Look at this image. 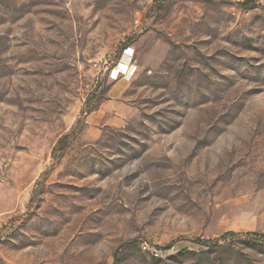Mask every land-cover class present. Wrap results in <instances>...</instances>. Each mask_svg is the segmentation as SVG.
Instances as JSON below:
<instances>
[{"label": "rangeland", "instance_id": "374dc122", "mask_svg": "<svg viewBox=\"0 0 264 264\" xmlns=\"http://www.w3.org/2000/svg\"><path fill=\"white\" fill-rule=\"evenodd\" d=\"M116 258L264 264V0H0V264Z\"/></svg>", "mask_w": 264, "mask_h": 264}, {"label": "built area", "instance_id": "2783aa9c", "mask_svg": "<svg viewBox=\"0 0 264 264\" xmlns=\"http://www.w3.org/2000/svg\"><path fill=\"white\" fill-rule=\"evenodd\" d=\"M135 50L132 47H127L124 50L122 59L111 69L110 77L114 80L123 76H127L130 69L134 65Z\"/></svg>", "mask_w": 264, "mask_h": 264}, {"label": "trees", "instance_id": "16d2710c", "mask_svg": "<svg viewBox=\"0 0 264 264\" xmlns=\"http://www.w3.org/2000/svg\"><path fill=\"white\" fill-rule=\"evenodd\" d=\"M247 3L248 2L242 3V5H245ZM235 234H236V232H226L220 238H217L216 241L219 242L220 239H224L225 241H227V238H228L229 235H235ZM198 241H200L201 243H205V241H203L201 239H199ZM206 243H208V242H206ZM114 264H119V259L116 258L115 261H114Z\"/></svg>", "mask_w": 264, "mask_h": 264}]
</instances>
